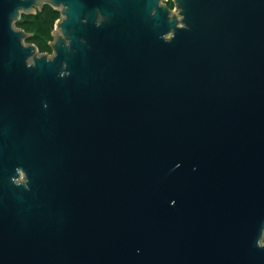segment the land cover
Masks as SVG:
<instances>
[{
    "label": "water",
    "instance_id": "water-1",
    "mask_svg": "<svg viewBox=\"0 0 264 264\" xmlns=\"http://www.w3.org/2000/svg\"><path fill=\"white\" fill-rule=\"evenodd\" d=\"M49 3L51 62L0 0V264H264V0Z\"/></svg>",
    "mask_w": 264,
    "mask_h": 264
},
{
    "label": "clouds",
    "instance_id": "clouds-1",
    "mask_svg": "<svg viewBox=\"0 0 264 264\" xmlns=\"http://www.w3.org/2000/svg\"><path fill=\"white\" fill-rule=\"evenodd\" d=\"M171 12L174 15L179 16L178 9L175 5V3L169 4ZM43 9H47V13L51 16L52 19V28L51 31L48 34V37L44 38V47L41 48L38 42H31L32 47L35 48V56L37 58L40 57H46L49 62L53 61V59L56 57V52L49 47L50 45H53L55 41L56 36H62V32L60 28L58 27L62 21L66 20L67 17L64 16L62 13L65 10L64 5H60L59 7L52 5L49 3V0H40V5H34L31 8L30 13H26L23 9L17 10V19H14L11 23V28L15 32H23L27 36H33L35 35V29L32 26V24L35 21V18L37 16H40L43 19ZM182 19V17H180ZM28 21L29 23H25ZM86 22V21H85ZM101 23V20H97V25ZM180 27H183L181 24ZM171 34L167 37V39H171ZM30 41L24 40L22 41V45L24 47L29 46ZM34 65V61L32 58H28L26 61V66L31 68ZM67 73H62V75H66ZM19 183V181L17 182ZM257 246L264 249V234L261 235V238L257 242Z\"/></svg>",
    "mask_w": 264,
    "mask_h": 264
},
{
    "label": "trees",
    "instance_id": "trees-1",
    "mask_svg": "<svg viewBox=\"0 0 264 264\" xmlns=\"http://www.w3.org/2000/svg\"><path fill=\"white\" fill-rule=\"evenodd\" d=\"M170 3L172 2H169L168 6ZM43 13H44L43 19L40 16H37L35 18V21L32 24V26L35 29V35H33L31 38L28 39L30 43L38 42L41 48L44 47V38L48 37V34L52 28V19L51 16L47 13V9H45Z\"/></svg>",
    "mask_w": 264,
    "mask_h": 264
},
{
    "label": "flooded vegetation",
    "instance_id": "flooded-vegetation-1",
    "mask_svg": "<svg viewBox=\"0 0 264 264\" xmlns=\"http://www.w3.org/2000/svg\"><path fill=\"white\" fill-rule=\"evenodd\" d=\"M45 9H43L42 11L44 12ZM25 23H29L28 21H26ZM32 36H29V38H31ZM31 44V43H30Z\"/></svg>",
    "mask_w": 264,
    "mask_h": 264
}]
</instances>
